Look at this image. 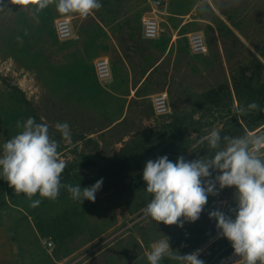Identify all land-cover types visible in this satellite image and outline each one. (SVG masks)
<instances>
[{"label":"rangeland","instance_id":"1","mask_svg":"<svg viewBox=\"0 0 264 264\" xmlns=\"http://www.w3.org/2000/svg\"><path fill=\"white\" fill-rule=\"evenodd\" d=\"M151 0H100L87 18L10 4L0 11V153L35 118L49 127L66 162L61 182L90 187L102 179L94 202L37 194L30 207L0 178V264H149L153 242L167 237L172 251L200 250L204 264L231 243L216 239L215 219L234 218V188H224L195 222L156 223L143 214L151 200L142 171L148 160L209 155L200 138L264 133V111L237 112L252 102L264 109V0H170L156 15L160 37L144 40L140 21ZM68 16L72 37L56 39L53 22ZM199 33L208 52L191 55L186 36ZM107 57L112 78L100 83L93 61ZM166 92L169 113L157 117L152 95ZM67 123L71 142L55 129ZM217 173H213L215 176ZM139 182V183H138ZM217 187H219L217 185ZM52 242V248L43 242ZM161 264H178L165 257Z\"/></svg>","mask_w":264,"mask_h":264},{"label":"clouds","instance_id":"2","mask_svg":"<svg viewBox=\"0 0 264 264\" xmlns=\"http://www.w3.org/2000/svg\"><path fill=\"white\" fill-rule=\"evenodd\" d=\"M8 2L35 12L54 4L59 14H78L81 18H87L102 7L100 0ZM6 7L0 0V11ZM254 110L264 111L252 102L239 107L237 112L246 115ZM16 127L22 130L3 144L0 153V178L16 194H24L33 208L41 204L40 199H32L34 196L38 194L54 201L61 189L66 190L73 201H95L102 179L84 188L80 184L61 182L66 162L61 158L59 143L51 138L47 124L28 117L25 121H17ZM55 129L65 142H71V131L66 122H57ZM205 142L209 155L190 161L179 156L175 162L165 155L145 163L142 179L152 198L142 210L143 214L157 224L182 227L183 221L199 219L209 195L217 196L224 188H234L236 208L229 209L234 211V218L219 209L210 211L209 218L215 219L219 235L231 243L233 255L239 258L234 264H264V133L222 137L213 129L200 138L201 144ZM214 172L217 173L215 176ZM199 256L200 250L186 255L174 253L169 239L164 236L152 243L147 260L149 264H161L168 257L178 264H204Z\"/></svg>","mask_w":264,"mask_h":264},{"label":"built area","instance_id":"3","mask_svg":"<svg viewBox=\"0 0 264 264\" xmlns=\"http://www.w3.org/2000/svg\"><path fill=\"white\" fill-rule=\"evenodd\" d=\"M170 0H151L149 2L151 13L144 15L140 21L141 37L144 40H156L160 37L161 26L157 13L167 6ZM53 32L57 40L65 41L72 37V21L68 16L56 18L53 22ZM187 50L191 55H205L208 52V46L199 33H190L186 36ZM93 74L100 83H107L112 78L111 64L107 57H98L93 61ZM151 110L157 117L169 113V100L166 92H159L150 98ZM216 239L223 238L219 235V230L215 234ZM45 248H52V242L45 240ZM239 259L233 255V249L230 245L220 252L216 258L217 264H234Z\"/></svg>","mask_w":264,"mask_h":264},{"label":"trees","instance_id":"4","mask_svg":"<svg viewBox=\"0 0 264 264\" xmlns=\"http://www.w3.org/2000/svg\"><path fill=\"white\" fill-rule=\"evenodd\" d=\"M107 177V174H105V171L104 172H102V174H101V178L102 179H105ZM139 183V182H138Z\"/></svg>","mask_w":264,"mask_h":264}]
</instances>
